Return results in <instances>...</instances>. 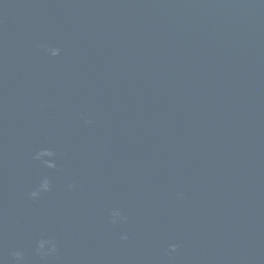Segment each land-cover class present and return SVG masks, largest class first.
Masks as SVG:
<instances>
[{
    "label": "water",
    "instance_id": "1",
    "mask_svg": "<svg viewBox=\"0 0 264 264\" xmlns=\"http://www.w3.org/2000/svg\"><path fill=\"white\" fill-rule=\"evenodd\" d=\"M0 264H264V0H0Z\"/></svg>",
    "mask_w": 264,
    "mask_h": 264
},
{
    "label": "clouds",
    "instance_id": "2",
    "mask_svg": "<svg viewBox=\"0 0 264 264\" xmlns=\"http://www.w3.org/2000/svg\"><path fill=\"white\" fill-rule=\"evenodd\" d=\"M32 195L34 196V195H35V193H32ZM173 250H175V248H174Z\"/></svg>",
    "mask_w": 264,
    "mask_h": 264
}]
</instances>
